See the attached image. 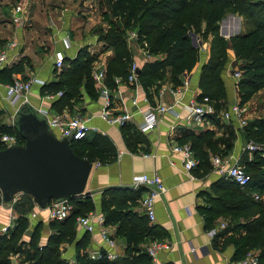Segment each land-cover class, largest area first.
<instances>
[{
	"label": "crops",
	"instance_id": "0c3cea01",
	"mask_svg": "<svg viewBox=\"0 0 264 264\" xmlns=\"http://www.w3.org/2000/svg\"><path fill=\"white\" fill-rule=\"evenodd\" d=\"M17 1L18 3L15 4ZM28 1L30 0H0V50L11 40H16L18 43L11 53L9 63L2 66L0 70L10 67L20 58H27L28 64L24 66L23 73L21 75L13 73L12 81L20 78H35L43 83L41 85L34 83L31 90L27 92L24 102L36 110L38 108L45 110L48 116L57 113L79 115L89 128L86 138L89 140L105 138L112 144L115 151V158L110 163L96 165V161L92 162V169L85 187L88 195L79 197L81 199L88 197L94 207L93 210L102 215L109 212V209L103 206L113 198L120 203L125 201L127 205H130L132 211L143 215L140 200L146 195L147 189L142 185H133L132 177L141 174L157 175L161 178L165 191L155 199V218L154 221H149V225L155 227L157 239L164 240L169 244V249L161 252L158 256L161 263L237 264L238 261L232 259L234 245L230 239L243 234L244 230L240 229L235 233L233 224L224 216H218L214 220L212 228L205 229L202 215L203 210L209 207V201L219 194L216 187L217 181L224 179L233 183L219 176L212 169L206 173L195 168L189 173L186 172L182 167L180 155L172 152V146L179 144L180 138L193 134L200 138V148L209 164L213 156L225 153L226 150H229L228 153L233 157H240V159L246 157L251 160L252 153L243 150L244 145L249 142L246 141L242 133L245 126H240L235 119L227 120L222 116L230 104L239 101L236 89L237 81L232 75L233 70H238L239 62L235 61L233 51L227 49V61L221 73L225 98L218 99L207 94L215 112L206 115L200 123L192 121L191 117L187 115L186 107L190 98L201 102L202 97L205 96L199 87V80L202 66L209 60L208 48L207 51L199 54V61L189 73H183L176 77V85L172 83L169 73H165L162 80L158 81L157 86L154 85L147 91L142 88L140 83L137 85L121 79L118 83L114 81V88L108 87L113 99V111H127L131 114V119L125 125L117 127L106 123L99 117L101 99L98 85L92 78L96 70L104 69L105 71L107 64L104 65V63L113 55L112 48L100 40L102 32H105L107 28V24L102 18V13L105 10L101 13L99 25L90 29L86 37L82 39L69 34L70 41H74L75 44L71 43V46L64 50V57L68 59H73L81 47H86V51L96 57L91 67V78L96 96L91 98L84 88H81L79 100L71 101L68 106L59 107L55 105V101L60 96L47 99L45 95L48 92H44L40 96L39 91L42 87L45 89L50 83L56 82L61 70L56 69L53 63L54 52L62 49L59 40V34L62 32L59 25L54 22L55 19L57 20L55 11L58 10V6L55 4L61 3V0L50 1L49 4L57 7H47L45 9L47 11L44 10L43 15L39 14L44 18V23L39 25L33 19L32 26L28 28L26 20L24 27L15 29L11 23L12 10L16 6H21L27 19ZM47 19L48 21H46ZM245 27L247 29H244ZM248 30L249 26L243 17L231 12H227L218 22V35L225 40ZM34 34L35 39H33ZM211 38L212 36L209 35L208 41L202 40V44L207 47ZM163 58L164 55L153 56L145 51L133 55V61L138 67L146 62ZM31 66L33 71L29 69ZM4 85L0 82V116L12 112V117L14 108L3 103ZM263 90L264 88L256 92L247 103L241 106L245 110V118H249L248 122L254 119H264L257 115L259 108L247 112L245 109L246 106L249 108L252 99L261 94ZM133 99L136 100V105L131 104ZM159 105H164L167 110L160 116L157 126L153 130L141 131L138 128L142 121L141 112L147 107L153 108ZM0 124L7 125L8 123L1 121ZM187 143L189 144V142ZM131 201H134V204H131ZM33 209L34 203L31 210L25 214L29 224L23 237L29 232L31 235L36 224L42 222L39 246H43L53 231L48 228L50 220L47 218L45 210L40 211L35 220L30 219ZM15 214L17 218L18 214L16 212ZM250 214L248 219L241 218L240 222H247L256 217L255 213L251 212ZM7 223L8 213L6 210H1L0 228ZM106 230L114 240L113 247L107 246L98 231L95 230L87 234L89 241L83 252L89 256L91 251L100 249L115 252L116 258L123 257L126 239L116 234V225L114 224L107 225ZM84 234L82 229L76 227V238L70 244L72 245L71 249L68 250L67 258H65L67 264H74L76 259L75 244ZM22 241L25 244L23 239ZM145 244H141L140 247L143 248ZM11 256L9 255V257Z\"/></svg>",
	"mask_w": 264,
	"mask_h": 264
},
{
	"label": "trees",
	"instance_id": "16d2710c",
	"mask_svg": "<svg viewBox=\"0 0 264 264\" xmlns=\"http://www.w3.org/2000/svg\"><path fill=\"white\" fill-rule=\"evenodd\" d=\"M102 5L106 7L102 18L107 28L102 32L100 40L113 50L106 66L107 87L114 88L115 77L127 79L133 60L124 34L135 32L137 42L145 48L147 54L164 55L163 59L146 62L137 68L136 76L145 91L157 86L165 73L170 74L172 83L176 85L178 75L189 73L193 69L199 61V49L193 45L191 34L198 36L199 33L203 34V40L212 36V54L202 66L199 80V87L205 93L203 95L225 98L221 73L227 61V49L233 51L235 61L239 62L240 78L236 85L239 105L247 103L256 92L264 88V0H102ZM227 12L243 17L249 30L227 40L219 36L218 22ZM95 60L96 57L90 55L86 47L79 48L73 59L63 60L57 81L50 83L45 89L42 87L40 91L53 94L61 92L55 101V105L59 107L79 100L81 88L91 98H95L91 78V67ZM26 64L28 59L23 57L10 67H4L0 70V82L5 85L11 83L12 74L21 75ZM5 133L16 135L18 145L23 144L14 126L0 124V137ZM242 133L246 141L264 145V119L251 120ZM187 142L198 161L195 169H201L203 173L211 170V164L200 148V138L191 134L178 140L179 144ZM69 144L75 155L91 163L96 161L107 164L115 158L114 148L105 138L89 140L85 136L80 140L70 141ZM1 149L4 147L0 144ZM228 151L219 156H228ZM240 163L249 174L250 183L245 190H241L224 179L217 181L219 194L209 201V207L202 212L204 225L205 229H210L218 216L228 218L235 233L240 229L244 230L243 234L230 239L234 245L232 259L240 261L252 250L258 253L259 264H264V200L255 201L251 197L253 192L264 194V159L258 151H254L251 160L242 157ZM69 202L73 210L68 217L61 221H49L48 228L53 233L45 245L39 246L42 222H38L33 228L27 243L29 264H60V245L71 244L76 238V218L94 209L88 197H71ZM32 207L31 198L22 194L15 205L18 217L14 226L0 234V264H12L7 257L15 254L18 247L24 244L22 237L29 224L25 214ZM103 207L109 209L103 215L105 225H116V234L126 239L125 255L113 260L90 259L83 252L89 241L88 233H85L75 244L74 264H151L150 257L140 245L159 239L155 234V227L149 225L147 216L137 214L125 201L120 203L115 198ZM251 212L256 217L241 223L240 219H248Z\"/></svg>",
	"mask_w": 264,
	"mask_h": 264
},
{
	"label": "built area",
	"instance_id": "2783aa9c",
	"mask_svg": "<svg viewBox=\"0 0 264 264\" xmlns=\"http://www.w3.org/2000/svg\"><path fill=\"white\" fill-rule=\"evenodd\" d=\"M11 23L15 29H20L25 26L26 15L21 6H16L11 13ZM129 38L136 37L135 32L128 33ZM62 49L56 50L53 54V63L56 69H61L63 67L64 60V50H67L71 46V41L68 35H64L61 40ZM18 46L16 40H11L6 43L0 50V66H4L9 63L11 59L12 51ZM138 66L133 62L130 66L129 75L127 76L126 81L134 84H139L137 74L135 71ZM232 73L236 81L240 78L239 70H234ZM104 69L96 70L92 75L93 80L98 85V93L101 99V104L99 108V117L110 125L121 127L125 125L130 119L131 114L127 111L124 112H115L113 111V99L105 84V75ZM120 79L116 78L114 81L118 83ZM34 83H43L38 79H14L11 83L4 85V95L3 99L6 103L14 108L13 116L11 117L14 120V116L17 110L23 104H26L24 101L26 99V94L31 90V87ZM61 92L56 94L48 93L45 95L47 99H53L56 96H60ZM146 98L144 99V101ZM201 102H196L194 99L190 98L186 107L187 115L191 117L194 123H200L206 115H211L215 112L212 105L209 102L207 96H203ZM146 102V101H145ZM132 105H136V100H131ZM164 105H159L155 107H147L144 111L141 112L142 121L138 125V128L141 131L153 130L159 120L160 116L166 111ZM38 112L46 115V111L38 108ZM245 110L239 105V103H232L229 105L228 109L222 113L223 118L235 119L240 126L246 125L245 119ZM46 122L49 129L56 134L59 138H66L69 142L80 140L86 136L89 128L82 120V118L77 114L69 113H57L52 116L46 115ZM7 126L12 127V125L7 124ZM14 126V122H13ZM0 144L6 148L11 146H16L19 144V140L16 135L5 133L0 137ZM244 151L253 153L258 151L261 157L264 159V145L249 141L244 145ZM172 152L179 154L181 157L182 167L186 172L192 171L198 164L197 159L194 157V154L191 150V147L188 143L184 144H174L172 146ZM148 156V155H144ZM211 169L219 176L230 180L235 186L241 190H245L250 183V176L245 171L244 166L240 163V157H233L229 154L226 157H221L219 155L213 156L210 160ZM96 165H99L98 163ZM132 184L135 186L142 185L146 187L147 193L140 200V206L142 208V213L147 216L150 222L154 221V205L155 199L165 191V187L162 183V180L159 176H149L146 174L134 175L132 177ZM251 197L255 201L264 200V194H259L253 192ZM19 200V194L15 195L10 202H3L0 194V211L6 210L8 213V223L7 225L0 228L1 234L5 233L11 229L16 220L15 214V205ZM45 210L47 213V218L49 220H58L61 221L69 216L73 210L72 204L69 202V199H64L61 201H52L45 209H40L34 205V209L30 213V219H36L40 211ZM76 227L82 229L85 233H92L95 230L98 231L101 239L104 243L113 247L115 245L114 240L110 237L109 233L106 230L104 223V217L101 213L96 210H92L82 216L76 218L75 222ZM145 252L150 257L151 264H162L158 256L161 252L169 249V244L164 240H153L144 246ZM95 250L91 251L89 258L92 260L105 258L108 260L116 259L117 255L115 252ZM237 264H259L258 253L256 251H249L246 253L245 257L237 262Z\"/></svg>",
	"mask_w": 264,
	"mask_h": 264
},
{
	"label": "water",
	"instance_id": "95a60500",
	"mask_svg": "<svg viewBox=\"0 0 264 264\" xmlns=\"http://www.w3.org/2000/svg\"><path fill=\"white\" fill-rule=\"evenodd\" d=\"M13 122L23 144L0 150L3 202L25 194L45 209L52 201L88 195L85 187L92 163L75 155L66 138L53 134L44 114L23 104Z\"/></svg>",
	"mask_w": 264,
	"mask_h": 264
},
{
	"label": "rangeland",
	"instance_id": "374dc122",
	"mask_svg": "<svg viewBox=\"0 0 264 264\" xmlns=\"http://www.w3.org/2000/svg\"><path fill=\"white\" fill-rule=\"evenodd\" d=\"M50 1H52V0H45V1L44 0H30L27 2L28 13H27V19H26L27 20L26 26L29 25L28 28H30L32 26L33 19H35L36 23H38L39 25L44 23L43 22L44 18H42L40 15L42 13H44V10L47 7H53V6L57 5L58 10L55 11L57 20L55 19L54 22L59 25L60 31L62 32L61 34H59V37H60L59 40H61V38L65 34L68 36H69V34H71L72 36L76 35V37H79V38L81 37L83 39L84 37H86V35H87L88 31H90V29L92 30L97 25H99L100 20H101V13L103 10L106 9V7L104 5H102V0H85L83 2L79 1V0H61V3L57 2L55 5L49 4ZM17 3H18V1L15 4H17ZM57 6H55V8ZM45 11H47V10H45ZM44 16H45V14H44ZM52 19L54 20V18H52ZM46 21H48V19ZM80 27L83 29L81 30ZM244 29H247V27H245ZM128 33L129 32H126L124 34V38L126 40L127 46L130 49V52L132 54V60H133V55H137L140 52L145 51V48L142 47L141 44H139L137 42V37L129 38ZM199 34L200 35H198V36H196L195 34H191V41H192L193 45L198 47L199 54L203 53V51H207L206 49L208 48V51H209L208 54L210 57V55L212 54V50H211L212 44L210 45L211 40L209 41V44L206 47L204 44H202L203 39L201 37H203L202 36L203 34H201V33H199ZM33 39H35V34L33 35ZM206 40L207 39H205L204 42ZM71 43H74V41ZM156 56H159V55H156ZM107 62L108 61H106L104 63V65H106ZM133 62H135V61H133ZM1 67H2V65L0 66V68ZM29 69H31L33 71L32 66ZM233 72H235V71L233 70ZM103 73L105 74V77H107V69H105V71ZM20 79L25 81V80H28L29 78H20ZM39 94H40V96H42L43 92L39 91ZM4 102L6 103L5 100H3V103ZM246 107H245L246 112L248 110H251L254 108H259V110L257 111V115H258V117L264 118V90H263V92H261V94L256 95L252 99L251 103L248 106L249 108H246ZM11 113L7 112L5 116H0V122L6 121L9 125H12V127H13V119L11 118ZM252 118H253V116H252ZM245 119H246V124H247L249 121L248 120L249 118H245ZM53 134L56 135L54 132H53ZM21 195L22 194H19V198H21ZM20 211L23 212V209H21ZM105 226H107V225H105ZM29 234H30V232H29ZM29 234L22 237V239L25 241V244L18 247L17 252L15 254H11L12 255L11 257H9V256L7 257L8 261L10 263H12V264H29L28 257H30V256H29L28 244H27L29 241V238H30ZM71 246L72 245H70V244L60 245V247H59L60 256H61L59 259L60 264H64V263L67 264L68 263V262H65L66 261L65 258H67L68 250L71 249Z\"/></svg>",
	"mask_w": 264,
	"mask_h": 264
}]
</instances>
